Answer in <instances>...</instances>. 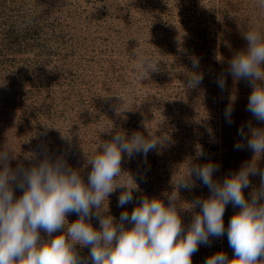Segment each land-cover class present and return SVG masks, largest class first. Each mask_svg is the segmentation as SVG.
Here are the masks:
<instances>
[{
	"label": "rangeland",
	"instance_id": "1",
	"mask_svg": "<svg viewBox=\"0 0 264 264\" xmlns=\"http://www.w3.org/2000/svg\"><path fill=\"white\" fill-rule=\"evenodd\" d=\"M0 264H264V0H0Z\"/></svg>",
	"mask_w": 264,
	"mask_h": 264
},
{
	"label": "trees",
	"instance_id": "2",
	"mask_svg": "<svg viewBox=\"0 0 264 264\" xmlns=\"http://www.w3.org/2000/svg\"><path fill=\"white\" fill-rule=\"evenodd\" d=\"M42 4H43V2H42ZM55 5L57 6L58 3L55 4ZM15 13H21V8L20 7L17 8V12H15ZM30 15H31V18L30 17L26 18V16H23L22 15L24 19L22 18L21 21H20V18L22 16H19L20 18H15L14 17L15 19H13V20H11L9 22V24H10L9 27L10 28H9V30H7V39L8 40L6 39V42H9V39H10V41H12L13 44H15V42L21 36V38L19 39L21 42L24 40V42L26 43V45H28L30 43L29 40L31 38L27 35V33L26 34H24V33L20 34L21 31H22V28H20V26L21 27L24 26L23 29L26 30V32H31L34 29V24L36 23L38 25V23H40V21L43 18V15L40 14V12L39 13H33V12H31ZM58 24H59L61 30L63 29L62 31H64L65 29L71 27L70 25L68 27L67 26H62L60 24V21H58ZM37 25H35L36 28H37ZM62 31H60V32H62ZM33 32H34V30H33ZM37 32H38V30H37ZM67 33H70V30H67ZM17 44H18V42H17ZM47 44H48V41H44V43L42 42V45L41 46H39V45H37V44L34 43L35 46H33V47H37L38 49H42V50H44V53H46L47 51H49V48H48V45ZM38 51H40V50H38ZM87 58H88V56H87Z\"/></svg>",
	"mask_w": 264,
	"mask_h": 264
}]
</instances>
